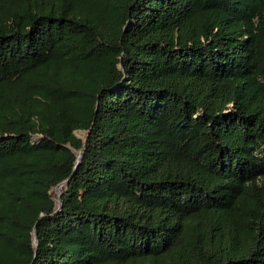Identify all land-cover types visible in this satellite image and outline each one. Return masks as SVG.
<instances>
[{
  "label": "trees",
  "instance_id": "16d2710c",
  "mask_svg": "<svg viewBox=\"0 0 264 264\" xmlns=\"http://www.w3.org/2000/svg\"><path fill=\"white\" fill-rule=\"evenodd\" d=\"M0 264H264V0H0Z\"/></svg>",
  "mask_w": 264,
  "mask_h": 264
},
{
  "label": "water",
  "instance_id": "95a60500",
  "mask_svg": "<svg viewBox=\"0 0 264 264\" xmlns=\"http://www.w3.org/2000/svg\"><path fill=\"white\" fill-rule=\"evenodd\" d=\"M86 133H85V135H86ZM84 141H85V136H84V138L82 140L81 147L77 150L76 157H75V161H74V164H73L72 168L75 166V163L77 162V160L79 158V154H80L81 148L84 145ZM66 180H67V177L64 178V179H62V180H60V181H58L57 183L54 184L53 188L54 189L59 188L61 185L65 184ZM58 194H59V192L58 191H55V203H56V207L59 206V197H58ZM55 210H56V208L53 211H55ZM31 240H32V243L35 244V230H34V228H32V231H31Z\"/></svg>",
  "mask_w": 264,
  "mask_h": 264
},
{
  "label": "rangeland",
  "instance_id": "374dc122",
  "mask_svg": "<svg viewBox=\"0 0 264 264\" xmlns=\"http://www.w3.org/2000/svg\"><path fill=\"white\" fill-rule=\"evenodd\" d=\"M73 133L78 136V137H82L84 135V131L82 129H74L73 130ZM32 139V138H31ZM52 189V192L55 196V191H59V188L57 189H54L53 187L51 188ZM55 198V197H54Z\"/></svg>",
  "mask_w": 264,
  "mask_h": 264
}]
</instances>
